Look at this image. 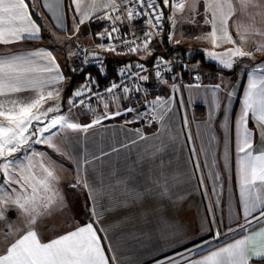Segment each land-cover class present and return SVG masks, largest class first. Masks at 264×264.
Here are the masks:
<instances>
[{
    "label": "snow or ice",
    "instance_id": "snow-or-ice-1",
    "mask_svg": "<svg viewBox=\"0 0 264 264\" xmlns=\"http://www.w3.org/2000/svg\"><path fill=\"white\" fill-rule=\"evenodd\" d=\"M162 2L164 7L172 8L173 15L176 12L183 13L187 9L193 14L192 23H196L195 16L199 15L197 5L202 2L203 24L211 29L204 38L210 39L213 48L218 47L220 43L235 44L228 29L229 20L238 10L233 0H179V2L173 0L171 4L170 0H162ZM238 2L239 11L242 14L246 13L249 7H260V4L254 3L253 0H238ZM123 4L129 19L146 17L147 25L153 28L162 27L164 13L158 0H123ZM57 6V0L43 4L46 11L53 10ZM90 6L91 12H81V0H71L69 7L75 12L73 19L74 21L78 19L73 36L79 31L80 25L86 21L93 18L108 20L112 25L111 30L105 28L103 32L97 34V38L119 40L120 45L127 48V52H118L117 45L114 43L107 47L104 45L98 47L117 54H135L138 49L148 50L152 40L150 32L145 33L144 40L139 43L116 35L120 31L117 22L123 23L121 15H115L120 12V5L116 0H103L102 3L92 0ZM35 7L36 0H27V2L26 0H0V229L7 245L3 251H0V264H109V258L105 255L101 237L97 234V229L93 227V222L83 226L78 225L74 230L58 234L56 238L49 239L47 242L43 240L40 234L42 225H46V218L52 215L56 208L63 206L64 200L57 188L59 182L56 175L57 162L46 151H37L34 146L47 145L54 151L60 152L61 149L54 143V137L58 133L87 132L89 128L102 124L104 120L115 119L121 115L127 116L129 113H135V115L131 120L126 119L125 124L144 120L151 125L154 119H162L158 116L156 109L163 107L167 101L157 96L151 101H145L144 111L125 106L109 112L108 99H112L114 103L118 102L120 97L116 95L117 90L127 94L130 91L129 87L113 82L104 90V93L109 94L106 97L99 91L92 92L95 81L89 75L86 81H91L92 84L85 83L81 89L73 93V97L80 99H69L67 112L63 111L59 104L45 108L46 101L59 97L60 88L57 85H61L66 79L60 72L52 51L49 49L29 52L12 50V47H18L26 40L42 39L40 35L42 24L32 19L33 14L40 16V13L35 12ZM169 19L174 29L175 20L173 17ZM58 20L59 17H57ZM55 26L62 30L60 23L57 22ZM248 30L246 28L245 32ZM254 34L264 35L258 29ZM69 39H72V36H69ZM169 39H172L171 34ZM241 40L243 42V35ZM256 50H264V45L258 46ZM205 51L208 58L217 60L226 69L233 67L235 57L252 56V53L243 51L242 46L228 49L224 53ZM148 55H151L150 51ZM92 59L100 61V57L96 55H93ZM88 62L89 58L86 54L84 63ZM163 63L166 62L162 58H157V68ZM131 67L132 65H128L126 69H121L120 75H125L127 69ZM135 67L146 71L142 64H136ZM99 70L103 74L102 63ZM156 75L159 78L161 73L157 71ZM131 76L141 81L148 79L146 75L139 73H132ZM196 79L199 80L198 75ZM201 86L196 83L189 87L200 88ZM172 87L174 91H179L176 84ZM210 88L211 105L215 109L221 107V100L225 101L226 108L227 102H230L235 94L234 90L227 91L228 85L223 81ZM136 91L140 89L137 88ZM220 91H224L223 97L218 95ZM92 97L96 98L97 105H103V113L97 114L91 104L86 103V100H91ZM124 99H128V96L125 95ZM79 105H84L93 112L91 123L81 124L73 118L72 110ZM250 113L258 124L261 134L264 135V62L254 66L248 73L241 111L236 120L237 175L244 223H238L235 229L229 228V233L249 234L215 250L209 248L207 255L200 253L199 246L197 249H189V254L187 256L181 254V261H177L176 264H249L253 257L257 259L258 264H264V228L259 232L251 231L253 222L259 224L264 221V151L254 154L256 150L252 142L253 133L248 127ZM225 120H227L226 114ZM206 123H211V113ZM184 124L187 127V117L184 119ZM135 132L139 140L146 139L140 129H136ZM137 142L138 140L131 141L132 144ZM192 152L195 155V149ZM64 154L67 155V153ZM99 158L94 157V159ZM91 163L92 161L87 158L82 163L76 161L77 179L71 187L85 191L88 198L95 202L97 189L93 188L87 178V165ZM199 167L200 165L197 164L198 169ZM164 169V161L161 160L159 173L154 183L162 196L168 191ZM212 178L220 179L218 175ZM201 185H204L203 178H201ZM145 194L137 192L134 199L140 200ZM257 209H259L258 215H253ZM209 211H212L211 207ZM91 212L93 216H96L95 207L91 209ZM17 213L15 223L8 219L9 214ZM219 236L220 233L217 232L214 238ZM109 250H111L110 246ZM195 256L200 258L195 259Z\"/></svg>",
    "mask_w": 264,
    "mask_h": 264
},
{
    "label": "crops",
    "instance_id": "crops-1",
    "mask_svg": "<svg viewBox=\"0 0 264 264\" xmlns=\"http://www.w3.org/2000/svg\"><path fill=\"white\" fill-rule=\"evenodd\" d=\"M50 2L51 0H36L35 12L40 13V16L37 17L35 14L32 16L33 20L38 24H42L40 33L42 39L26 40L18 47H12V50L29 52L37 49H49L52 51L56 63L59 65L60 72L66 79L61 85H57V87L60 88L59 97L46 101L44 107L47 108L59 104L61 109L67 112L63 104L72 98L75 90L86 81L87 76L98 75L97 71L92 69L83 75L77 73V71H73V69H76L75 66L77 65L76 46L78 44H83L88 48H95L101 41V39L97 38V34L103 32L105 28H108L110 31L112 25L108 20L94 21V19H92L80 25L79 31L73 36V30L78 23V19L75 21L73 19L75 12L73 9L70 10L69 5H71V0H57L58 6L53 10L46 11L43 4ZM102 2L103 0H97V3ZM116 2L121 6L123 0H116ZM233 2L238 10L231 18H234L235 21L234 26L231 27L229 32L233 33L236 37L241 34L249 38H264V35L254 34L257 29L264 33V0H253L254 3L260 4V7H256L258 13L255 14H253L252 11L253 7H249V11L242 14L239 11L238 0H233ZM29 10H32L31 4L29 5ZM115 15H121V13L118 12L115 13ZM57 17H59L58 21ZM121 17L123 23L117 22V27L120 29L119 33L123 34L127 31V24L124 17L122 15ZM57 22L61 24L62 30L55 26ZM246 28L249 29L248 32H245ZM69 36H72V39H69ZM176 40H180L179 43H181H178L177 46L183 47V41L180 37H173L170 41L176 44ZM254 47L255 46L252 45L253 49H255ZM242 50L244 51L243 46ZM148 51L151 52V55H148ZM105 53L107 56L106 76L114 77L117 76L119 70L123 66L133 64L137 61H151L155 56V49L154 43H151L148 45V50L138 49L135 54ZM255 56L257 60L251 63L250 68L242 77L239 95L237 97H232L229 102L230 111L226 114L227 120H225V117L223 118L224 124L222 127V130H224V137L221 150L225 153L221 156V162L223 167L227 168V172L225 173L226 182H233L235 198L242 214L239 224L244 223V215L237 175L236 120L241 111L244 91L248 81V73L254 66L264 62V50L257 51ZM192 65L195 66L194 60L189 62L188 70L183 75L182 83H179L175 75L171 73L161 74L159 78L157 75H151L148 77L147 81H142L144 85L153 87L155 98L159 96L162 100L167 101V104L170 103L169 108L165 111L163 110L164 106L157 108L156 112L162 119H156L158 122L155 130H153L154 134H149L154 136L160 133L163 134V136L160 137H164L165 143L152 145L145 143L138 145L140 148L139 150L142 152H157L155 158H147V155H145L144 158H140L138 164L134 166L142 168L139 171L138 177L132 176L128 169L122 171L119 175L121 177H118L116 176V166L120 164V161L111 160L109 157L110 152L114 151V149L117 151L116 148H119L120 145L90 144V150L96 153L91 155L90 160L92 163L87 165V178L93 188L97 189L96 200L93 202L88 198L89 206L88 213L86 214L81 208L77 207L81 205L80 199L77 198V196L71 198L68 196L67 199L70 208H66L68 210H65V212H68L67 214H70V217L62 220V223L66 225L59 232L45 236L41 235L45 242L49 239L56 238L58 234H64L68 230H74L78 225L83 226L88 222H93V227L97 229V234L101 237V243L104 246L105 255L109 258V264H176L177 261H181V254L183 256L189 254V249H197V246H199L200 253L202 255H207L209 248L215 250L217 247L226 246L227 243H234L235 239H242L243 235L249 234H242L240 232L229 233V228L235 229L238 223L229 226V228L225 230L217 229V232L220 233L218 238H214L216 232L214 233V231H212V233H209L210 229L208 231L205 230L207 227H205V223L211 221L209 202L206 203L203 192H201V194L196 192L195 175L193 172L191 176L189 175V167L185 164H181L184 169L179 168L180 164L178 158L180 155L178 156V152L186 148L190 153L189 161L192 163V169L194 170L195 162L192 148L190 147L191 145L187 142H181L180 134H178L177 138L174 137L176 133L175 126L163 127V125L166 124V120L174 119L172 118L174 116L171 114L173 112L171 108L174 107L178 99V92L173 90V84H176L179 88L181 87L183 92L185 88L189 90V97L193 102V106H198L199 108L195 118L198 120V118L204 116V105L200 99L202 98L203 91L207 90L209 92L210 88L206 84L205 78L207 77L203 76L199 70L193 68ZM220 68L222 69V67ZM191 72H198L202 75V91H197L196 93L193 89L195 87H189L190 85L196 84L195 81L192 80ZM77 79L78 81L73 84L70 92L68 88L72 84L71 82ZM125 95L128 96V99H124ZM184 96L185 99H187L185 93ZM119 97L120 99L116 103H118V105L122 103V108L125 106L127 107L130 95L124 93ZM210 97L212 98L211 91ZM112 104L114 105L115 103L112 102L109 108H111ZM249 115L250 122L248 127L253 133L252 142L256 150L254 154H258L260 151H264V135L261 134L259 126L255 119L252 118L251 113ZM72 116L76 122L81 124H84V119H87L88 122V118H83L79 112L72 110ZM92 117L93 115H91V118ZM127 117L128 115L125 116V119ZM136 126L140 127L141 125ZM133 129L136 130L140 128L134 127ZM140 130L142 131V129ZM54 143L61 149L60 152L54 151L52 148L47 147V145H35L34 147L37 151H46L50 156V152H53V160L57 162L56 169L58 173H60L59 175L62 173V168H67L69 170L68 172L71 173L67 178H69L70 183L75 182L77 179L76 161L82 163L84 160L83 157L82 159H68V157L72 158L69 152L73 149L72 145L75 143L63 141L62 133H58L57 136L54 137ZM130 145L131 144H127V147L121 146V148L131 149ZM192 146L194 147V145ZM196 148L199 149L200 145L195 147V150ZM208 148V145L204 146L205 150ZM104 151H106L107 155H104ZM165 151L168 152L167 155L169 159H158L163 157L162 155ZM62 152L68 153L69 156L62 154ZM173 152L175 153L173 154ZM62 156L67 159L65 161L64 159L62 160ZM94 157L100 158L94 159ZM161 160L164 161V171L168 185V191L163 196L160 195V191L154 183L159 173ZM216 163V161H213L211 164L214 166ZM124 173L127 175L125 179L122 177ZM210 173L212 174L213 172L210 171ZM116 182L140 184L141 190L117 191L114 185ZM137 192H144L146 194L140 200H136L134 197ZM93 207H95L96 216L92 215L91 209ZM258 213L259 209H257L253 215H258ZM17 215L18 213L15 215L9 214L8 219L15 223L17 221ZM262 228H264V221L259 224L253 222L251 231L259 232ZM6 246V242L2 235V229H0V251H3ZM109 246L111 250H109ZM194 258L199 259L200 256H195ZM249 264H258V261L253 257V259L249 261Z\"/></svg>",
    "mask_w": 264,
    "mask_h": 264
},
{
    "label": "rangeland",
    "instance_id": "rangeland-1",
    "mask_svg": "<svg viewBox=\"0 0 264 264\" xmlns=\"http://www.w3.org/2000/svg\"><path fill=\"white\" fill-rule=\"evenodd\" d=\"M91 2L92 0H82L81 1V12L85 11H92L91 8ZM197 8L199 10V15L195 16L196 23H192L191 20L193 18V14L189 13V11L186 9L183 13L176 12L175 15H173L172 8L169 12H167V16L165 20L167 21V25L169 26L168 29V43L169 46L175 47L177 46V41L180 42V40H176V44L171 42L169 40V35H172L173 37H180L182 39V46L187 49V56H192L193 54L199 53V56L196 58H193L192 60L195 61V66L193 68L198 69L199 72L206 76V84L215 85L217 83H220L223 81L224 84L228 85L227 91H233L234 90V96L237 97L239 95V89L242 83V77L245 75V73L248 71V69L251 66V63L256 59L255 53L257 52V47L260 45H264V38H249L244 37V40L242 42L241 40V34L236 37L233 33H231L233 39L235 40V44L232 43H220L218 47L213 48L210 39H206L205 34L210 32V27L203 24L204 19V5L203 3H199L197 5ZM238 9V8H237ZM72 10V8H70ZM249 9H247V12ZM253 14L258 13L257 8H252ZM99 15V13L97 14ZM169 17H173L175 20V28L173 29L171 27L172 21L169 19ZM94 21H101L100 19L93 18ZM234 18L229 20L228 22V29L230 30L231 27L234 26ZM99 23V22H98ZM165 27V22H164ZM199 37V38H198ZM71 41V40H70ZM253 41V42H252ZM72 42V41H71ZM181 44V43H179ZM242 45L244 48V51L252 53L251 57H235V63L233 64V67L231 69L223 68L222 65L217 61L210 59L206 56V51H215L217 53H224L228 49H233L236 46ZM252 45H254L255 49L252 48ZM201 54V55H200ZM203 58H202V57ZM216 63L218 66L222 67V69H226L225 71L222 70H213L210 66H206L202 63V60ZM261 62V61H260ZM229 71V72H228ZM200 74V83L199 81L195 83L202 84L203 78ZM93 77V76H91ZM85 84V81L83 84L78 87V89L81 88L82 85ZM146 86V85H145ZM234 86V89H233ZM153 91V87L148 86ZM182 88H179L178 91V99L171 110L173 111L171 114H173L174 118L166 120V124L163 125V127L167 126H175V135L174 137L177 138L178 134H180V141L181 142H187L189 143L193 149L200 145V148L195 150V155H193V159L195 162L194 170L192 169V163H190V153L185 148L183 151L178 152V160H179V168L184 169V167L181 164H185L188 166L190 173L189 175L193 174L195 175V189L196 192L204 193L205 201L206 203L209 202V206L212 208L211 211V223H205V230H209V233H217V229L219 230H225L228 229L229 226L236 225L237 223L241 222L242 214L239 210L234 188H233V182H226V175L227 168L223 167L221 162V156L225 153L223 150H221V144H223V135L224 130H222L223 127V118L225 117V114H227L230 111V103L227 102V107L225 108V101L221 100V107L219 109H215L211 105L212 98L210 97V91L204 90L202 93V98L200 99L204 105V116L201 118H198V120L195 118L197 115V110H199L198 106H193V102L189 97V90L187 88L181 90ZM195 92L202 91L203 87L200 88H193ZM191 91V90H190ZM208 92V93H207ZM153 91V99H155ZM184 93L186 94V98L184 96ZM207 93V94H206ZM224 91H220L219 96H224ZM130 95V94H129ZM72 99V98H71ZM236 100V99H235ZM112 99H108L109 106L112 103ZM89 104H91L92 108L95 110L97 114L103 113V105H97L96 98L93 99ZM116 104V105H115ZM114 105H111V108H108L109 112H114L117 110V108H122V103H115ZM170 103H166L164 105V111L169 108ZM66 108V111L69 107L68 101L63 104ZM130 106L129 104L127 107ZM158 108V107H157ZM157 110V109H156ZM162 110V109H161ZM73 111L79 112L84 119L85 123H91L93 120V117L91 118V115H93V112L90 111L85 106H77ZM209 113H211V123H206V120L208 118ZM133 113L128 114V117L126 119L131 120ZM135 114H133L134 116ZM187 117L188 124L187 127H185L184 119ZM125 116H117L115 119L111 120H104L102 124L96 125L92 128H89L87 132H63L62 133V140L66 141L67 143H75L72 145L73 149L69 152L71 153L72 158L68 157V159H85L87 158L90 160L91 155L95 154L96 152L90 150V144L97 143L100 145H120L119 148H116L117 151H111L110 152V159L111 160H119L120 164L116 166V176H119L122 171L129 170L130 174L132 176H139V171L142 169L139 166L134 167L138 164L140 158H144L145 155H147V158L154 159L157 152L154 151H140L138 145L148 143L150 145L152 144H159V143H165L163 134H159L157 136L149 135L154 134L155 127L157 126L158 120L154 119L149 125L146 121L141 120V122H138L137 124H125ZM142 129V133L145 135L146 139L139 140L134 127ZM136 125H141L140 127ZM191 137V139H189ZM138 140L137 143L132 144L131 141ZM172 142L171 140H169ZM127 144H131V149L128 148H121V146H125ZM194 145V147L192 146ZM208 145L209 148L207 150L204 149V146ZM106 153V151H104ZM65 152H62L64 154ZM98 153V152H97ZM108 153V152H107ZM175 152H173L174 154ZM193 153V152H192ZM51 157L53 158V152H50ZM168 152L165 151L163 153L162 158L158 159H169ZM67 156L68 153H67ZM64 161L67 159L64 156H62V160ZM213 161H216V165H212L211 163ZM197 164L200 165L199 169L197 168ZM130 167H128V166ZM127 166V167H126ZM62 168V166H61ZM131 168V169H129ZM69 170L67 168H62V173H58V170L56 169V175L59 178V182L57 184V188L59 189L60 195L63 197L64 204L60 208H56V210L46 218V225H42L41 229V235H50L53 233H57L60 230H62L63 227H65L66 224L62 223V220L65 218H69L70 214H67L68 212H65V210H68L66 208H70L67 197L70 198L73 196H77V198L80 199L81 205H78V208H81V210L84 211V213H88V195L85 191L81 189H73L71 185L75 182H71L69 177L71 173L68 172ZM196 171V172H195ZM210 171L213 173L211 174ZM195 172V173H194ZM214 175H218L220 177L219 180H214L212 177ZM189 176V178H190ZM123 179L127 177V175L124 173L122 175ZM201 178L204 179V185H201ZM230 179V177H229ZM115 190H119L121 192L134 190L139 191L141 190L140 184H127V183H118L114 184ZM213 189L215 190L213 192ZM100 191V190H98ZM197 194V193H196ZM210 195V196H209ZM66 196V197H65ZM221 202V204H220ZM197 203V202H196ZM198 204V203H197ZM196 204V205H197ZM70 210V209H69ZM45 227V228H44ZM209 227V228H208ZM44 228V230H43Z\"/></svg>",
    "mask_w": 264,
    "mask_h": 264
},
{
    "label": "built area",
    "instance_id": "built-area-1",
    "mask_svg": "<svg viewBox=\"0 0 264 264\" xmlns=\"http://www.w3.org/2000/svg\"><path fill=\"white\" fill-rule=\"evenodd\" d=\"M161 9L164 13V18L162 20V27L153 28L150 25H147L146 17H137L135 19H129L127 16V11L124 7V4L121 3L120 6V13L124 17V20L127 24V31L125 33H118L116 35H119L121 38H127L128 40H136L138 43L143 41L145 38V33H151L152 40L151 43L156 44L157 48L155 51V56L152 58L149 62H142L137 61L132 65L130 69H127L125 75L121 76L120 71L121 69H126L128 65L123 66L120 70L117 76L114 77H107L106 76V69H107V56L105 52H111V51H104L99 45H104L105 47L109 46L110 44H116L117 45V51L120 53L127 52V48L120 45L119 40H109L106 37L104 39H101L99 44L95 48H88L83 44H78L76 46V58H77V65L75 66L77 73L82 74L88 72L90 69H93L94 71H97V73L100 75V79L102 82H99V78L97 76H93V80L95 81V84L92 86V92H101L104 93V90L113 82L121 83L122 85H127L130 89V100H129V107H135L139 111L145 110V101H151L153 100V91L148 86H145L141 80L136 79L134 76H131L132 73H139L140 75H146L147 77L151 75H156V72L159 71L161 74H167L171 73L174 74L177 81L179 83L183 82V75L184 71L188 70L189 62L186 58H184L180 53L174 52L171 50V46L166 45L163 42L162 35L164 33V22L166 18L167 12L171 10V7H164L162 0H158ZM173 2V0H170V4ZM175 2H179V0H175ZM142 46V45H141ZM85 50H87V53H85ZM117 54L116 52H114ZM87 54L89 58V62L86 64L84 63L85 55ZM93 55L99 56L100 61L92 59ZM157 58H162L163 61L166 63L160 64L157 68ZM101 63L104 68L103 74L100 72ZM136 64H142L144 65V68L146 71H141L140 69H137L135 67ZM199 76V80L201 79L200 74L198 72H191L192 80L198 82L199 80L196 79V76ZM200 82V81H199ZM85 83L92 84L91 81H85ZM139 88L140 91H136V89ZM81 89V88H80ZM78 90V89H77ZM75 90V91H77ZM106 97L109 96V94L104 93ZM124 94L121 90H117L116 95L121 96ZM72 99H80L75 98L72 96ZM95 97H92L91 100H86V103H90ZM84 106V105H79ZM135 114V113H134Z\"/></svg>",
    "mask_w": 264,
    "mask_h": 264
},
{
    "label": "trees",
    "instance_id": "trees-1",
    "mask_svg": "<svg viewBox=\"0 0 264 264\" xmlns=\"http://www.w3.org/2000/svg\"><path fill=\"white\" fill-rule=\"evenodd\" d=\"M167 16V15H166ZM168 29H169V26L167 25V21L165 20V27H164V33H163V35H162V39H163V42L166 44V45H170L169 43H168ZM156 48H157V45L156 44H154V49H155V51H157L156 50ZM171 50L172 51H174V52H178V53H180L184 58H186L187 60H188V62H191L192 61V59L193 58H196L197 56H199V53H197V54H193L192 56H187V49L185 48V47H181V46H175V47H172L171 46ZM156 53V52H155ZM201 55V54H200ZM202 57V56H201ZM203 58V57H202ZM202 63L204 64V65H206V66H210L213 70H222V71H225L224 69H221L220 67H218L215 63H212V62H208V61H205L204 59L202 60ZM93 70V69H92ZM186 71H184V73H185ZM229 72V71H228ZM83 74H85V72L84 73H82V75ZM97 77L99 78V82H102L101 80H104V79H100V75L98 74L97 75ZM107 77H109V76H107ZM81 79V78H80ZM78 81V79L77 80H74V81H72L71 83V85L69 86V88H68V90L71 92V90H72V86H73V84L75 83V82H77Z\"/></svg>",
    "mask_w": 264,
    "mask_h": 264
},
{
    "label": "bare ground",
    "instance_id": "bare-ground-1",
    "mask_svg": "<svg viewBox=\"0 0 264 264\" xmlns=\"http://www.w3.org/2000/svg\"><path fill=\"white\" fill-rule=\"evenodd\" d=\"M151 44V43H150Z\"/></svg>",
    "mask_w": 264,
    "mask_h": 264
}]
</instances>
